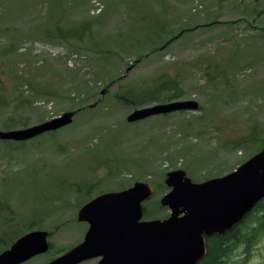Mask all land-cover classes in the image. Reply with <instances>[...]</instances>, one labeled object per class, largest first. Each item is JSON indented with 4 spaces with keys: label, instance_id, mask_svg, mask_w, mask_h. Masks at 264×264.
I'll use <instances>...</instances> for the list:
<instances>
[{
    "label": "rangeland",
    "instance_id": "obj_1",
    "mask_svg": "<svg viewBox=\"0 0 264 264\" xmlns=\"http://www.w3.org/2000/svg\"><path fill=\"white\" fill-rule=\"evenodd\" d=\"M192 100L198 111L127 120ZM67 112L58 131L0 140V253L30 231L49 236V252L22 264L80 244L78 213L100 194L147 183L150 219H165L169 172L199 183L263 149L264 0H0V131ZM262 205L241 228L259 234L223 264H264Z\"/></svg>",
    "mask_w": 264,
    "mask_h": 264
},
{
    "label": "water",
    "instance_id": "obj_2",
    "mask_svg": "<svg viewBox=\"0 0 264 264\" xmlns=\"http://www.w3.org/2000/svg\"><path fill=\"white\" fill-rule=\"evenodd\" d=\"M196 101L159 104L134 111L129 122L181 110L196 111ZM68 112L23 130L0 132V139L25 141L69 125ZM171 191L161 199L171 215L165 220L143 219V202L152 187L136 182L132 187L103 194L78 214L89 223L84 241L48 264H80L100 258L97 264H198L206 255V238L224 235L264 198V148L234 172L194 183L184 170L167 174ZM48 233L33 231L0 254V264H21L49 250Z\"/></svg>",
    "mask_w": 264,
    "mask_h": 264
},
{
    "label": "trees",
    "instance_id": "obj_3",
    "mask_svg": "<svg viewBox=\"0 0 264 264\" xmlns=\"http://www.w3.org/2000/svg\"><path fill=\"white\" fill-rule=\"evenodd\" d=\"M145 97V100H148ZM151 98V97H150ZM263 200L257 205L255 211L259 208H263ZM254 211V212H255ZM250 215V214H249ZM249 215L237 226H235L231 231H228L224 236L215 235L208 239V252L206 257L199 264H223V260L227 259V255L230 251V246L233 243L249 242L252 238L259 234L258 229H252L250 233L246 234L242 232V225L245 224L246 220L249 219Z\"/></svg>",
    "mask_w": 264,
    "mask_h": 264
},
{
    "label": "flooded vegetation",
    "instance_id": "obj_4",
    "mask_svg": "<svg viewBox=\"0 0 264 264\" xmlns=\"http://www.w3.org/2000/svg\"><path fill=\"white\" fill-rule=\"evenodd\" d=\"M97 261V260H96Z\"/></svg>",
    "mask_w": 264,
    "mask_h": 264
}]
</instances>
